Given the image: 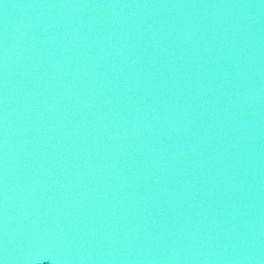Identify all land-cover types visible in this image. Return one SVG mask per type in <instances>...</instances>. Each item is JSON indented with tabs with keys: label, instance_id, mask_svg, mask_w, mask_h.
<instances>
[{
	"label": "water",
	"instance_id": "obj_1",
	"mask_svg": "<svg viewBox=\"0 0 264 264\" xmlns=\"http://www.w3.org/2000/svg\"><path fill=\"white\" fill-rule=\"evenodd\" d=\"M0 264H264V0H0Z\"/></svg>",
	"mask_w": 264,
	"mask_h": 264
}]
</instances>
